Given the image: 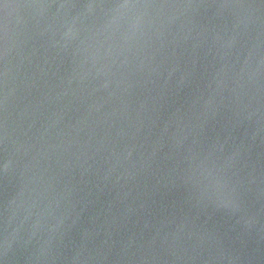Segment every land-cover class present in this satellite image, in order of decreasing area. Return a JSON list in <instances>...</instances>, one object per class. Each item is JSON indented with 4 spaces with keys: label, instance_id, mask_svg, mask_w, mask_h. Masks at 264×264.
I'll use <instances>...</instances> for the list:
<instances>
[{
    "label": "water",
    "instance_id": "1",
    "mask_svg": "<svg viewBox=\"0 0 264 264\" xmlns=\"http://www.w3.org/2000/svg\"><path fill=\"white\" fill-rule=\"evenodd\" d=\"M0 264H264V0H0Z\"/></svg>",
    "mask_w": 264,
    "mask_h": 264
}]
</instances>
